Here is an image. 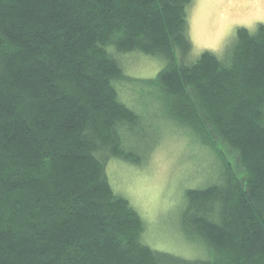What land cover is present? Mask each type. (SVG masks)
<instances>
[{"label": "trees", "instance_id": "trees-1", "mask_svg": "<svg viewBox=\"0 0 264 264\" xmlns=\"http://www.w3.org/2000/svg\"><path fill=\"white\" fill-rule=\"evenodd\" d=\"M191 1L0 0V264H264V23L191 61ZM132 51L162 68L126 78L117 54ZM123 79L218 161L179 218L202 257L142 242V216L109 182V159L148 158Z\"/></svg>", "mask_w": 264, "mask_h": 264}, {"label": "rangeland", "instance_id": "rangeland-1", "mask_svg": "<svg viewBox=\"0 0 264 264\" xmlns=\"http://www.w3.org/2000/svg\"><path fill=\"white\" fill-rule=\"evenodd\" d=\"M187 22L192 43L189 60H195L205 50L220 57L234 41L237 27L253 32L258 22L264 23V0H192L187 7ZM117 58L125 77L131 79L154 77L163 66L162 60L140 51L117 54ZM141 86L127 79L117 82L120 98L142 109L146 134L133 136L131 143L141 145L148 158L142 165L109 159V182L114 192L128 198L142 216V242L185 258L202 257L203 250L185 240L179 218L185 189L207 183L218 161L182 125L163 119L153 96L143 94ZM218 145L237 169L236 154L221 141Z\"/></svg>", "mask_w": 264, "mask_h": 264}]
</instances>
